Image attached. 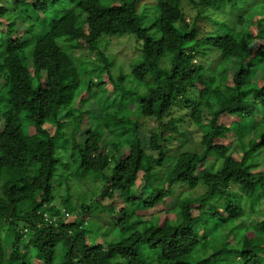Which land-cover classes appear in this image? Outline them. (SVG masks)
Here are the masks:
<instances>
[{
	"label": "trees",
	"instance_id": "1",
	"mask_svg": "<svg viewBox=\"0 0 264 264\" xmlns=\"http://www.w3.org/2000/svg\"><path fill=\"white\" fill-rule=\"evenodd\" d=\"M187 1L199 10L190 23L183 0H0V209L13 207L0 231L15 229L0 238V263L10 243L8 263L22 260L23 223L40 264H55L64 240L63 264H264V171L253 163L264 149V17L248 4L264 0ZM58 7L74 9L57 17ZM226 15L236 32L211 43ZM105 35L136 36L130 76L113 77ZM73 180L76 198L65 193ZM188 189L205 192L181 205ZM101 215L115 242L87 240Z\"/></svg>",
	"mask_w": 264,
	"mask_h": 264
},
{
	"label": "rangeland",
	"instance_id": "2",
	"mask_svg": "<svg viewBox=\"0 0 264 264\" xmlns=\"http://www.w3.org/2000/svg\"><path fill=\"white\" fill-rule=\"evenodd\" d=\"M134 0H131V2ZM178 2L180 0H177ZM244 1V0H243ZM124 3H127V0H125ZM248 4H257V8H255L252 12L255 15L256 19H259L260 17H264V4L262 1H255L252 3H248ZM181 7L185 10L186 16L188 17V23L191 22V19H193L197 13L199 12V10L197 9L196 5H191L187 0H183V2L181 3ZM248 7V6H247ZM74 8L69 7L68 9H64L61 7H58L55 10H52L51 12L57 16V17H61L65 14H67L70 10H73ZM243 13H245V11H243ZM252 14V16H253ZM20 20H25V13H20ZM219 18V20L223 21L226 25L225 26H220L218 28L215 29L214 33L215 36L212 37V40L210 41L211 43H214L216 41V38H220V34L219 31H222V33H224L223 30H229L231 32V34H234L236 32V28L234 26V24L231 21V18L226 15L225 17H221V16H217ZM254 17V16H253ZM227 26V27H226ZM256 30H254L253 32L251 31V33L253 35H256L257 33ZM257 44V40L253 39L251 41V45L255 47V45ZM153 45L150 47L152 50ZM100 48V52L104 54V56L107 59V62L111 63V72L112 75L115 79H117L120 76L121 71H123L127 76L131 75V67L133 65H136L139 63L140 60V56H141V52H142V46H139L137 43V38L134 35H126L123 37H109V36H104L100 42L99 45ZM26 54L23 53L21 54V57H25ZM87 59L93 63L94 61H96L95 63H98L100 65L106 64V61L104 59H102L99 55L96 57L95 55L91 56V57H87ZM212 60H215L214 58L211 57ZM78 64V61H76ZM95 66V65H94ZM66 76L69 78L70 73L67 70L65 72ZM234 75V73H233ZM232 79L233 77H230V79L228 80L229 84H232ZM99 79L94 80V82H97ZM74 82H69V89L67 92L68 96H73V90L71 89V86H73ZM107 98L110 100V98L108 97V95L106 94ZM74 101V96L72 97V103ZM112 101V100H110ZM97 105L96 104H92L91 108L94 111L95 109H97ZM70 112V109H66L65 110V116H68ZM252 124V123H251ZM152 127H155V125L152 123L151 125ZM207 128H204V130H206ZM259 131L261 132V129H259ZM85 130L82 131L81 136L84 138L85 137ZM149 133H147L148 135ZM141 137L144 139L146 138V133H144L143 135H141ZM253 138V136H248L247 139L245 140V148L247 150L250 140ZM85 139H83L82 141L84 142ZM260 141V140H258ZM222 144V142H221ZM225 144V142H224ZM145 148L147 149V145L145 144ZM226 149V147H225ZM246 153V151H245ZM78 154V151L75 149L74 150V154L73 156L76 157V155ZM244 156V152L242 150V148H240L236 154L232 155L231 158L233 160H235L236 162H240L241 159ZM252 160V159H251ZM253 163L257 165V168L259 170L264 171V149L262 151H260L259 154H257V157L253 158ZM71 190L72 191H67L65 192L67 195H71V197L76 198L78 195V188H79V184H77V181L73 180L71 182ZM94 189L97 191L96 186L93 184ZM189 190V189H188ZM186 190V191H188ZM190 192H194L195 196H191V198L189 197H185L182 198L183 196H185V193L182 194L181 191V195L175 196L174 199L179 201L181 205L188 203V202H195L197 201L205 192V190H199V189H194V190H189ZM181 198V199H180ZM105 205V203L103 204ZM118 208L121 207L117 206ZM13 207L11 204H8L7 206H4L2 209H0V223L5 220L6 214L12 210ZM70 213V212H69ZM20 216L22 215V212L20 211L18 213ZM148 216V214H146ZM149 217V216H148ZM69 220H74L75 216L72 215L70 213V216L68 218ZM87 223H89V225L91 227H94V225L97 226L98 229H100L101 232H97L96 229L93 228V230H87V240L90 242H96V241H100L105 239L106 241H110V242H115L114 240L116 239L115 236V226L112 225V219L111 216H106V215H101V216H97L96 218L92 219V220H88ZM239 227H244L245 226V221H241L238 223ZM24 227V225L22 226L21 224L19 225V228ZM12 229V230H10ZM14 228H8V227H4L1 231H0V238L2 239V241L4 242V245H6L11 238V233L14 231ZM96 230V231H95ZM11 231V232H10ZM89 231V232H88ZM246 237L248 238H254V236L252 234H248L246 235ZM26 239L28 240V242H32L34 239V236L32 234H29L26 236ZM235 239V236L231 237L230 239V246L229 247H234L233 245H231L233 243ZM26 242V241H24ZM9 251V255L7 256V259L5 261H3L0 264H21L23 261H26L28 264H40V251L37 247L36 244L31 243L30 245H25L22 246L21 248V252L20 254L23 256L21 261H15V262H10L8 263V261L11 259V257L14 255L13 254V249L14 246H12V243H10L7 248ZM5 249V251H6ZM69 250V244L67 241H61L56 249V258H55V264H63L65 262V257L68 253ZM7 252V251H6ZM146 251H143V254H146ZM241 260V259H240ZM240 260L237 259V263L236 264H241Z\"/></svg>",
	"mask_w": 264,
	"mask_h": 264
},
{
	"label": "clouds",
	"instance_id": "3",
	"mask_svg": "<svg viewBox=\"0 0 264 264\" xmlns=\"http://www.w3.org/2000/svg\"><path fill=\"white\" fill-rule=\"evenodd\" d=\"M60 210L63 212L65 209H60ZM49 214L50 213L45 212V214H44V220H45V216L46 215H49ZM45 222H46V220H45ZM46 223L49 224V226H54L55 228H58V223H57V226L54 225V224H51L49 222H46ZM20 224L22 226L24 225L23 223H20ZM19 225L16 227V232H18L19 234L23 235V237H24V239L22 241L21 247L24 246L25 243H26V245H28V244L30 245L32 242H28V240L26 239V236L29 235V234H32L33 236H35V231L31 232L28 228L25 227V225H24V227L19 228ZM24 241H26V242H24ZM6 251H7L8 255H9V251L7 249H6Z\"/></svg>",
	"mask_w": 264,
	"mask_h": 264
},
{
	"label": "built area",
	"instance_id": "4",
	"mask_svg": "<svg viewBox=\"0 0 264 264\" xmlns=\"http://www.w3.org/2000/svg\"><path fill=\"white\" fill-rule=\"evenodd\" d=\"M70 216V213L67 210L63 211V222H66ZM46 222H49L51 224H54L57 226V219L53 217V215L49 214L45 216Z\"/></svg>",
	"mask_w": 264,
	"mask_h": 264
}]
</instances>
